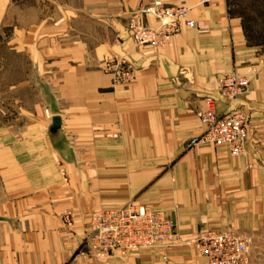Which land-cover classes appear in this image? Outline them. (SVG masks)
<instances>
[{
  "label": "crops",
  "instance_id": "0c3cea01",
  "mask_svg": "<svg viewBox=\"0 0 264 264\" xmlns=\"http://www.w3.org/2000/svg\"><path fill=\"white\" fill-rule=\"evenodd\" d=\"M39 108L0 130V264H208L205 230L264 227V63L229 0H38ZM192 7L196 25L164 47L137 46L130 25L159 28V7ZM32 8V7H31ZM28 37H26L27 39ZM30 52V53H29ZM126 57L115 83L105 57ZM248 75L246 154L194 144L207 98L226 110L216 79ZM49 110L48 118L44 110ZM56 119L57 121H54ZM174 215L181 242L123 256L83 247L93 213L128 203ZM264 231V230H263Z\"/></svg>",
  "mask_w": 264,
  "mask_h": 264
},
{
  "label": "built area",
  "instance_id": "2783aa9c",
  "mask_svg": "<svg viewBox=\"0 0 264 264\" xmlns=\"http://www.w3.org/2000/svg\"><path fill=\"white\" fill-rule=\"evenodd\" d=\"M213 1L197 0V4L203 6ZM155 12L160 20L159 28L144 24L132 27L137 46L164 47L184 27L196 25L191 18L192 7L186 5L159 7ZM105 70L113 76L115 83H129L134 75L126 58L108 60ZM216 84L227 101L226 110L219 113L217 100L208 97L206 109L198 113L204 132L193 143L226 147L231 155L240 156L246 152L249 127L246 112L236 104L240 97L249 93L251 80L248 75L232 72L218 77ZM177 238L178 224L171 214L131 202L93 213L84 247L100 254H127L163 249ZM195 243L208 264H250L248 244L235 230H205Z\"/></svg>",
  "mask_w": 264,
  "mask_h": 264
},
{
  "label": "rangeland",
  "instance_id": "374dc122",
  "mask_svg": "<svg viewBox=\"0 0 264 264\" xmlns=\"http://www.w3.org/2000/svg\"><path fill=\"white\" fill-rule=\"evenodd\" d=\"M229 5L230 13L242 22L249 46L255 48L257 58L260 59V63H264V0H229ZM39 12L38 0H0V130H6L14 124L18 126L20 123L17 119L22 110L32 114L41 112L39 106L45 99V90L40 86V59L30 57L25 52L40 49L38 41L30 40L31 37H39V25H31V22L37 19L35 16H38ZM134 25H130L131 34ZM26 37L28 38L26 39ZM132 40L137 45L133 37ZM119 58L126 57H105L102 62V70L109 74L105 70L106 62ZM44 113L48 118L51 117L49 110L45 109ZM249 124L248 117V127ZM249 131L250 129H248ZM246 153L235 157H241ZM172 216L176 219L174 215ZM246 229L243 227L242 230L235 231L248 244L250 264H264V227L261 232L256 234H247ZM87 236L81 245V252L87 251L83 250ZM196 239H194V243ZM179 242L181 239L178 233V238L172 244ZM110 255L123 256L125 254ZM200 256L203 257L201 254Z\"/></svg>",
  "mask_w": 264,
  "mask_h": 264
},
{
  "label": "water",
  "instance_id": "95a60500",
  "mask_svg": "<svg viewBox=\"0 0 264 264\" xmlns=\"http://www.w3.org/2000/svg\"><path fill=\"white\" fill-rule=\"evenodd\" d=\"M54 121H57L56 119H53Z\"/></svg>",
  "mask_w": 264,
  "mask_h": 264
}]
</instances>
